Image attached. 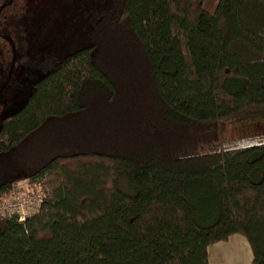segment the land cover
<instances>
[{
	"label": "trees",
	"instance_id": "obj_1",
	"mask_svg": "<svg viewBox=\"0 0 264 264\" xmlns=\"http://www.w3.org/2000/svg\"><path fill=\"white\" fill-rule=\"evenodd\" d=\"M66 6L75 47L0 124V155L35 139L0 197H42L0 218V264H209L235 234L264 264V135L225 139L264 120V0Z\"/></svg>",
	"mask_w": 264,
	"mask_h": 264
},
{
	"label": "rangeland",
	"instance_id": "obj_2",
	"mask_svg": "<svg viewBox=\"0 0 264 264\" xmlns=\"http://www.w3.org/2000/svg\"><path fill=\"white\" fill-rule=\"evenodd\" d=\"M79 1V0H77ZM33 5H38L41 7L43 0H33ZM32 2V3H33ZM61 4L60 0H57ZM63 5V6H62ZM65 4H61L57 7V10H60L64 7ZM74 5V1L69 3L66 7L69 9ZM56 8V6L54 5ZM30 8V7H29ZM28 6L26 9L10 8L7 10L4 15L7 17H11L13 19H18L17 22L24 21L31 17L34 12ZM75 11V8L72 9V14ZM59 12V11H58ZM63 12V11H62ZM59 12V13H62ZM69 12V11H68ZM50 30L51 38H42L37 39L36 37H29L28 32H26V41H28V46L32 44V51L35 53L45 52L44 57L39 55L40 58V67L43 66L46 62V57L56 56L57 49L66 48L71 50L74 46L76 37L78 33V25L74 23V19H51ZM5 19H0V26H4ZM21 24V23H19ZM24 24V22L22 23ZM12 24L7 22V28H11ZM24 26V25H22ZM1 28V27H0ZM6 28V27H5ZM57 37V38H56ZM49 39V40H48ZM5 41L0 40V44L7 45ZM31 43V44H30ZM81 44V43H80ZM78 44V46H80ZM54 49V50H53ZM65 49V50H66ZM19 56V55H18ZM43 57V59H42ZM4 58V59H3ZM9 61V62H8ZM10 62H17L13 72H12V81L10 84H3L5 76V70H7ZM18 57L13 56V60L11 59L10 54L0 52V104L6 105L4 109V113H11L16 110L28 97L33 82L35 79L42 73L41 71H35L31 68L27 67V70L31 72L30 75L26 76L25 73H20L18 65ZM47 63V62H46ZM12 66V64H11ZM11 74V70L10 73ZM3 109V107H2ZM1 109V110H2ZM264 135V120L263 121H255V122H247L243 124H239L233 126L228 129L226 133L227 141H236L240 139L250 138L254 136ZM35 142L34 138L30 139V143L21 147L18 154L10 153V155H0V181L4 179L12 178L16 175H23L27 172L31 171V167L28 165L34 163L35 159L33 155V148H30L31 144ZM34 144V143H33ZM30 145V146H29ZM25 154L24 156L21 154ZM19 186H26V182H20L17 184ZM1 218V217H0ZM2 229V222L0 221V230ZM231 240L229 244L226 243H215L208 247V262L209 264H251L252 261V253L248 244L247 239L239 234H235L230 237ZM241 244H240V243Z\"/></svg>",
	"mask_w": 264,
	"mask_h": 264
},
{
	"label": "flooded vegetation",
	"instance_id": "obj_3",
	"mask_svg": "<svg viewBox=\"0 0 264 264\" xmlns=\"http://www.w3.org/2000/svg\"><path fill=\"white\" fill-rule=\"evenodd\" d=\"M56 1L57 0H43L41 5L44 7H41L38 5H33L34 4L33 0H0V19H3V20L5 19V22L3 24L6 27L5 28L3 26H0L1 27L0 28V40L5 41L7 43V45L0 44V52L3 51L4 53H7L8 55L10 54L12 60H13V56H15L16 58L18 57V61H19L18 65L20 66L19 71L20 73H25L26 76L31 74V72L27 70V67L35 71L43 70L41 68L39 69L40 64L38 63L41 61L40 60L41 57H38V56L42 55L44 57V54H45V52H43L42 54L41 52L35 53L34 51H32L34 47H32L31 43H30L31 45L28 46L29 42L26 41V32H28L29 37L34 36L37 39H42L45 37L47 38L53 37L51 35L52 32L50 30V25H51L50 23L54 21H51V19H56V20L64 19L62 13L61 15L57 16L58 11L57 9H55L54 5L56 7H58L62 3L65 5H68L74 0H60L61 4ZM27 6L28 8L30 7L34 12L32 13L31 17H29V19H26L23 21L24 24H22L23 23L22 21L17 22L18 19H13L11 17H7L4 15V13L10 8L14 9L18 7L20 9H26ZM73 6L69 8L70 14L72 12ZM47 7H49L48 9H49L50 15L45 14V10ZM42 10L44 11V13L43 12L41 13ZM69 17L74 19L73 16H69ZM7 22H10L12 24L11 28H7ZM45 64H43V66ZM16 65H17V62L9 63L7 70H5L6 77L4 78L3 84L6 83L8 85L11 83L12 72ZM10 70H11V74H9ZM5 106L6 105L4 104H0V124L2 122V118L6 114H8V113H4V111L6 110L4 109Z\"/></svg>",
	"mask_w": 264,
	"mask_h": 264
},
{
	"label": "built area",
	"instance_id": "obj_4",
	"mask_svg": "<svg viewBox=\"0 0 264 264\" xmlns=\"http://www.w3.org/2000/svg\"><path fill=\"white\" fill-rule=\"evenodd\" d=\"M41 203L40 194H32L25 186L17 185L9 196L0 197V217L17 216L19 221H24L38 210Z\"/></svg>",
	"mask_w": 264,
	"mask_h": 264
},
{
	"label": "crops",
	"instance_id": "obj_5",
	"mask_svg": "<svg viewBox=\"0 0 264 264\" xmlns=\"http://www.w3.org/2000/svg\"><path fill=\"white\" fill-rule=\"evenodd\" d=\"M232 237V236H231ZM231 240V238L228 239V241L224 242L226 243L227 245L229 244V241ZM219 243H222V242H219ZM240 243V242H239ZM241 244V243H240ZM249 244V243H248ZM250 247V246H249Z\"/></svg>",
	"mask_w": 264,
	"mask_h": 264
}]
</instances>
